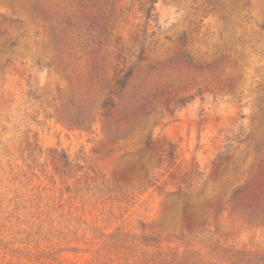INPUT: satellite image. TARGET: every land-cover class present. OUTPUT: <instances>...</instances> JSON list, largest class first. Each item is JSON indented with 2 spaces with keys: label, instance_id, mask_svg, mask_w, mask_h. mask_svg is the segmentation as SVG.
I'll return each instance as SVG.
<instances>
[{
  "label": "rangeland",
  "instance_id": "obj_1",
  "mask_svg": "<svg viewBox=\"0 0 264 264\" xmlns=\"http://www.w3.org/2000/svg\"><path fill=\"white\" fill-rule=\"evenodd\" d=\"M215 244L264 251V0H0V264Z\"/></svg>",
  "mask_w": 264,
  "mask_h": 264
},
{
  "label": "trees",
  "instance_id": "obj_2",
  "mask_svg": "<svg viewBox=\"0 0 264 264\" xmlns=\"http://www.w3.org/2000/svg\"><path fill=\"white\" fill-rule=\"evenodd\" d=\"M155 2V1H154ZM123 86V79L120 80ZM104 108L106 110L105 115H110L111 109L114 107L113 101L110 98H107L104 102ZM173 157V153L171 155ZM64 166L69 167L70 163L64 159ZM182 183H186V179H181ZM241 189H237L233 195V199L239 200L241 197ZM239 197V198H238ZM245 197V196H244ZM238 198V199H237ZM142 239H139V241L145 245H155V243H149L146 237H141ZM201 254L199 253L198 256ZM211 260H215V262H205L202 260L198 261H188L186 258H190L189 254L188 257L186 255L180 256L178 254H173L172 259L169 256H162L161 258L155 257L150 258L154 264H264V251H252L247 249H237V248H231V247H224L219 244H215L214 248H211V251L209 253ZM149 259V260H150ZM200 259V258H198ZM150 261H144L143 263L136 261L135 259L133 262L129 264H147Z\"/></svg>",
  "mask_w": 264,
  "mask_h": 264
}]
</instances>
